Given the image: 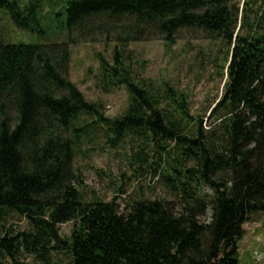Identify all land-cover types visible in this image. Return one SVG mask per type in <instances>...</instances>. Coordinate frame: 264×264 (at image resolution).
I'll return each mask as SVG.
<instances>
[{"label":"trees","instance_id":"1","mask_svg":"<svg viewBox=\"0 0 264 264\" xmlns=\"http://www.w3.org/2000/svg\"><path fill=\"white\" fill-rule=\"evenodd\" d=\"M53 10L48 18L45 5ZM264 0H0L20 31L62 43L0 44V264H51L68 251L71 264H240L244 226L264 215ZM57 23L56 33L44 26ZM185 31L218 41L222 98L210 111L211 130L193 116L189 95L168 82L135 75L125 50L162 41L173 48ZM116 45L104 58V81L123 86L129 104L110 120L69 80L71 46ZM94 118L112 147L140 140L135 166L160 175L181 198L168 202H85L75 147ZM87 127H91L87 125ZM205 190H209L210 193ZM211 211L209 222L203 221ZM15 218L30 230L18 231ZM74 223L68 240L59 226Z\"/></svg>","mask_w":264,"mask_h":264},{"label":"rangeland","instance_id":"2","mask_svg":"<svg viewBox=\"0 0 264 264\" xmlns=\"http://www.w3.org/2000/svg\"><path fill=\"white\" fill-rule=\"evenodd\" d=\"M264 16V4L259 7ZM47 17L53 12L45 5ZM51 20L44 24L50 33H56ZM63 34H56L46 39L17 29L6 14L0 12V44L19 43L43 44L62 43ZM116 45L100 39L96 42L79 43L71 46L69 80L84 94L87 101L97 105L105 117L113 120L121 117L129 104V93L125 87H112L104 81L101 60L104 58L114 64ZM226 50L221 42L210 41L201 32L185 31L177 44L167 49L162 41H142L132 43L125 50L129 57V67L135 75L154 84L168 82L175 88L184 90L190 98L193 116L203 117L206 130H211L210 111L220 101L225 90L227 76L221 73L222 51ZM90 125L91 127H87ZM79 130H86L75 147V168L82 180L79 191L85 202L95 197L104 202H111L119 189L123 193L119 200H144L168 202L174 211L182 212L181 198L173 195L162 182L161 174L155 175L151 169L140 170L135 166L134 155L140 147V140L134 135L112 147L108 141L106 128L94 118H86L77 124ZM210 193L209 190H205ZM211 211L203 221L209 222ZM18 231H28L30 226L25 219L12 220ZM244 226L246 235L239 242L240 264H264V215ZM74 223L59 226L60 235L68 240ZM27 264H41L33 256L24 257ZM51 264H71L68 251L60 253Z\"/></svg>","mask_w":264,"mask_h":264}]
</instances>
